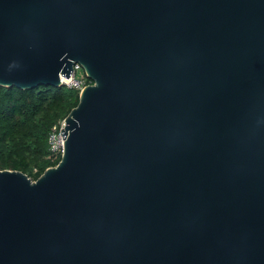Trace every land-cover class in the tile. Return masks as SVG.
<instances>
[{
  "label": "water",
  "instance_id": "water-1",
  "mask_svg": "<svg viewBox=\"0 0 264 264\" xmlns=\"http://www.w3.org/2000/svg\"><path fill=\"white\" fill-rule=\"evenodd\" d=\"M92 82L36 181L0 170V264H264V0H0V86Z\"/></svg>",
  "mask_w": 264,
  "mask_h": 264
},
{
  "label": "trees",
  "instance_id": "trees-1",
  "mask_svg": "<svg viewBox=\"0 0 264 264\" xmlns=\"http://www.w3.org/2000/svg\"><path fill=\"white\" fill-rule=\"evenodd\" d=\"M78 104V92L66 87L0 86V170L19 171L36 181L57 166L59 160L50 159L49 133Z\"/></svg>",
  "mask_w": 264,
  "mask_h": 264
},
{
  "label": "built area",
  "instance_id": "built-area-1",
  "mask_svg": "<svg viewBox=\"0 0 264 264\" xmlns=\"http://www.w3.org/2000/svg\"><path fill=\"white\" fill-rule=\"evenodd\" d=\"M63 87L67 89L74 90L78 92L80 95L92 82L86 76L84 69L81 65L76 64L74 66V71L71 76L67 79L65 77L62 78ZM66 122L65 119L60 121L58 124L54 125L51 129L48 137L49 151H50V159L53 162L59 160L64 154V140L61 135L62 129L65 130Z\"/></svg>",
  "mask_w": 264,
  "mask_h": 264
}]
</instances>
